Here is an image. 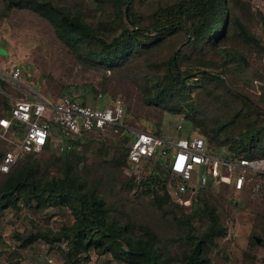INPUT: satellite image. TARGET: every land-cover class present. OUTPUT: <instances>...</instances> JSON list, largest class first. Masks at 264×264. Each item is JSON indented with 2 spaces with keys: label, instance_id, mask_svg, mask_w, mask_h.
Instances as JSON below:
<instances>
[{
  "label": "trees",
  "instance_id": "16d2710c",
  "mask_svg": "<svg viewBox=\"0 0 264 264\" xmlns=\"http://www.w3.org/2000/svg\"><path fill=\"white\" fill-rule=\"evenodd\" d=\"M93 1L98 8L94 12L68 0H0V18L14 8L39 14L79 64L103 71L105 79L99 88L90 83L88 89L76 93L73 87L78 84L59 81L58 95L53 97L69 95L84 103L108 97L109 104L117 96L108 84L120 79L128 96L125 122L130 114L131 121L140 119V129L161 134L165 111L186 110L182 100L189 94L188 79L200 75L205 101L186 113L192 123L184 133L192 135L197 128L208 142L227 145L224 155L264 156V84L256 99L227 82L225 73L232 66L239 67L242 56L233 48L218 49L232 27L238 35L257 39L231 0ZM221 52L226 57L215 58ZM48 77L54 79L52 74ZM0 82L4 90L22 93ZM11 106L12 98L0 89V114L8 113ZM18 125L24 127L15 121L9 130ZM97 133H82L59 154L23 151L9 171L0 169V206L39 211L61 205L74 215L72 222L59 228L15 231L18 247L39 238L50 246L64 242L62 264H88L92 246L127 264H209L213 245L228 232L220 207L223 187L231 185L214 181L199 185L186 211L169 192V167L158 151L142 160L146 175L126 178L121 173L129 163V134L125 132L118 144L104 136L108 133ZM92 138L101 141L100 150L105 153L114 144L113 155L90 161L87 149ZM11 147L12 143L0 138V159ZM135 186L140 187L135 197L122 194ZM242 190L252 192L250 187ZM258 225L264 227V220ZM14 253L20 255L19 249Z\"/></svg>",
  "mask_w": 264,
  "mask_h": 264
},
{
  "label": "rangeland",
  "instance_id": "374dc122",
  "mask_svg": "<svg viewBox=\"0 0 264 264\" xmlns=\"http://www.w3.org/2000/svg\"><path fill=\"white\" fill-rule=\"evenodd\" d=\"M68 1L87 5L88 8H93V12L98 10L93 0ZM149 1L155 4L165 0ZM231 5L242 16L247 28L256 35L257 39H247L244 35H238L232 27L220 40L218 49L233 48L242 56L239 67L232 66L228 69L227 74L225 73L228 78L227 82L259 99L264 84V0H231ZM1 10L4 11V8ZM4 48L8 50V53ZM221 54L214 56L219 59L226 57L224 52ZM11 63L21 65V78L25 83L40 89L51 99L58 95L59 81L78 84V87H73V89L76 93H80V91L88 89L90 83L99 88L105 79L102 70L79 64L72 52L57 37L52 25L44 17L26 8H14L0 18V66L6 67ZM218 67L221 68V64ZM49 74H52L54 79H49ZM188 81L189 94L182 100L186 110L181 112L165 111L160 127L163 135L169 137L187 135L184 131L190 127L192 121L186 117V113L205 101L201 92L202 77L194 74L189 77ZM123 82L120 79H113L109 82L108 89L114 92L117 97H122L127 101L128 96L124 92L125 82ZM50 83L53 85L52 88H48ZM46 91L51 92L52 95ZM107 98H100L98 102H89L104 106L107 104ZM130 118L131 115L128 114L126 123L130 130H122L117 134L108 131L109 135L104 136L119 144L123 134L127 132L129 139L126 145H128L133 137L134 129L143 127L140 119L134 122ZM191 133L197 134V128H194ZM98 134L100 133L93 132V135ZM57 136L58 134L55 136L56 140ZM14 137L19 139V136ZM83 139L87 141L85 137ZM208 144L215 152L223 154L227 151L225 150L227 145L218 147L210 142ZM101 145L98 138H92L87 149L90 161L95 162L100 160L101 156L109 158L113 155L114 144L109 146L107 153L100 150ZM54 153L59 154L60 152H57L56 148L52 146L38 154L51 155ZM121 174L128 178L132 174L140 177L146 175L147 172H144L141 166L138 171H135L134 167L127 163L123 166ZM139 188L135 186L122 190L125 192L122 194L128 193L131 197H135ZM223 188L224 198H222L220 211L228 225V232L218 239L217 244L213 245L209 264H264V227L258 225L264 220V197L259 199V196L264 195V191H262L263 193L253 194L250 192L249 194V191L245 192V190L236 191L232 186L227 189ZM218 189H222V187ZM184 206L186 211L191 209V205L184 204ZM258 219L260 220L257 221ZM73 220L74 215L70 209L61 205H49L39 211L28 206H23L20 209L0 206V264H48V256L53 257L56 264H62L65 258L64 242H56L50 246L47 241L39 238L29 246L19 248V239L15 235V231L21 233L36 231L38 226L59 228L62 224ZM17 249H19L20 255L14 253V250ZM89 254L88 264H127L125 260L94 246L89 249Z\"/></svg>",
  "mask_w": 264,
  "mask_h": 264
},
{
  "label": "built area",
  "instance_id": "2783aa9c",
  "mask_svg": "<svg viewBox=\"0 0 264 264\" xmlns=\"http://www.w3.org/2000/svg\"><path fill=\"white\" fill-rule=\"evenodd\" d=\"M21 74L19 63L0 66V79L23 93L22 96H14L4 90L0 82V89L13 100L9 112L0 114V138L13 144L1 156L2 171H9L23 151L41 153L48 149L46 145L49 144V148L54 146L57 152H61L72 147L74 139L84 132L117 134L122 127L129 128L124 120L126 106L122 97L105 106L84 103L69 95L51 99L25 83ZM15 121L23 122L24 127L18 125L10 131ZM14 136H19V139ZM157 151L169 167V192L182 204L190 205L195 189L209 181L227 182L236 191L244 187H250L254 194L264 191V156L249 157L244 153L230 156L215 152L200 133L169 137L134 129L127 157L135 171L139 170L145 157ZM47 263L56 264V261L48 256Z\"/></svg>",
  "mask_w": 264,
  "mask_h": 264
},
{
  "label": "crops",
  "instance_id": "0c3cea01",
  "mask_svg": "<svg viewBox=\"0 0 264 264\" xmlns=\"http://www.w3.org/2000/svg\"><path fill=\"white\" fill-rule=\"evenodd\" d=\"M12 91V90H11ZM8 92H10V91H8ZM11 94H13L14 96H22L23 95V93H16V91L15 92H10ZM12 102H13V100H12Z\"/></svg>",
  "mask_w": 264,
  "mask_h": 264
},
{
  "label": "water",
  "instance_id": "95a60500",
  "mask_svg": "<svg viewBox=\"0 0 264 264\" xmlns=\"http://www.w3.org/2000/svg\"><path fill=\"white\" fill-rule=\"evenodd\" d=\"M5 52L8 53V50L6 48H4Z\"/></svg>",
  "mask_w": 264,
  "mask_h": 264
}]
</instances>
